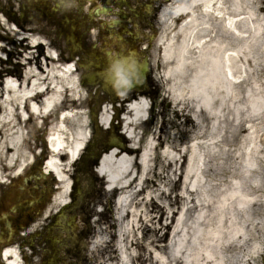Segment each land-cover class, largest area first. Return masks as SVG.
I'll return each instance as SVG.
<instances>
[{
	"label": "bare ground",
	"instance_id": "1",
	"mask_svg": "<svg viewBox=\"0 0 264 264\" xmlns=\"http://www.w3.org/2000/svg\"><path fill=\"white\" fill-rule=\"evenodd\" d=\"M164 18L170 34L160 43L163 71L155 83L162 101L188 117L183 133L192 141L182 146L176 138L159 137L155 145L151 138L139 154L135 126L147 115L146 93L114 108L125 113L122 132L130 142L125 146L113 133L119 145L98 167L106 190L121 192L115 245L102 259L106 264H252L262 254L264 234V0H174ZM9 27L0 21V30ZM8 36L15 46L17 39L21 44L28 39L19 32ZM31 37L33 48L44 45L37 35ZM5 49L0 41V64ZM22 58L26 63L18 71L24 69V75L0 71V179L13 169L17 177L31 160L22 133L26 117L49 122L59 110L73 109L59 130L52 128L50 142L57 152L49 167L61 183L57 201L64 204L67 162L85 145L89 128L82 90L71 65L55 60L50 47L42 57L28 52ZM50 85L60 88L52 91ZM109 115L105 108L99 118L103 127L109 126ZM146 184L151 185L145 189ZM158 184H173V193L182 184L181 194L169 201L168 216L154 202L165 195ZM146 191L148 196L137 200ZM166 216L168 223L155 230L145 254L134 255L137 231Z\"/></svg>",
	"mask_w": 264,
	"mask_h": 264
},
{
	"label": "flooded vegetation",
	"instance_id": "2",
	"mask_svg": "<svg viewBox=\"0 0 264 264\" xmlns=\"http://www.w3.org/2000/svg\"><path fill=\"white\" fill-rule=\"evenodd\" d=\"M172 1L92 0L88 21L103 32L102 43H112L113 54L134 60L138 68L147 64L150 75L162 15ZM104 147L87 149L88 157L80 167L85 181ZM6 187L0 190V264H94L88 252L94 231L87 219L78 217L73 223L71 216L56 209L54 184L37 178L33 183Z\"/></svg>",
	"mask_w": 264,
	"mask_h": 264
},
{
	"label": "rangeland",
	"instance_id": "3",
	"mask_svg": "<svg viewBox=\"0 0 264 264\" xmlns=\"http://www.w3.org/2000/svg\"><path fill=\"white\" fill-rule=\"evenodd\" d=\"M250 1H252V0H249V2ZM254 1H258V0H254ZM9 2H11V4H13V7L11 8L12 10L17 11L19 9V7H18L19 4L17 6L16 0H1V4L5 8L9 7ZM75 14L77 17L79 15V12H76ZM56 17H59L61 19L60 26L62 27V29L65 32L69 33L75 29L79 30V31L81 30V26L78 22H77V25H73V23H69L71 20L66 17L65 12L59 13L58 15H56ZM16 27L10 26L8 28V31H6V30L4 31L2 29L0 30V33H2L0 36V41L2 42V44H4L6 46L5 51L2 53L3 57L6 58L5 60L7 61L8 58H10L13 65L16 66V65L26 61V60H23L21 55H26V53H28V52H32V56H34V57H37V56L42 57V52H40V49L38 50V49H35L32 46H30L33 42V38L31 37V35H34V34L36 35L39 33V31H42V33H44V34H48V33H51V31H49V29H46L45 31H43L41 28L35 27L33 25L24 26L26 36L28 37V39L26 41H24L22 44H21L22 40L17 39L16 40L17 45L15 46L10 41V39H9L10 37L8 36V32H10V34H14V33H18V32L23 33V32H21L22 31L21 29H19L17 27V29H18L17 30ZM12 28L14 30L16 29V32L15 31L12 32ZM169 34H170L169 30L164 28L162 30V34L160 35V39H162L161 42L163 41V43H165V40L168 39ZM51 37L53 38L54 34H51ZM44 39H46L45 36H42V41ZM54 39H55V42L59 43L57 45H60V47H63L62 46L63 39L59 40L57 36L54 37ZM90 42L91 43L93 42V37H92V39H90ZM49 44H51V43H49ZM20 47H22V48H20ZM47 49L48 48L45 47V50H41V51H43V53L44 52L47 53ZM55 51H57V50H55V48H54L53 53ZM161 51H162V46L158 44L156 47V52L153 55L154 73L152 75V79L154 81H156V77L157 76L159 77L161 74V71H163V68H160L158 66V64L161 62V58H160ZM66 59L68 61L69 58H66ZM72 64H74V63H72ZM21 72L23 75V69L21 70ZM74 76L78 79V82H79L78 84L80 85L79 87L82 90V101H83L84 107H85L84 110L86 112V120H87L88 125H89V128L87 130V134H89L90 137L91 136L93 137L95 133L93 130L91 114H92V110H94V108L99 106L98 105L99 100L97 98L98 91H96V89L93 87H90V88L89 87H83L81 84V75L80 74H77L75 72ZM153 88H154V90L152 92L153 93L152 94L153 109L151 111V117L148 120L147 125L144 126L143 128H140V126L137 125L138 126V129H137L138 137H140L142 134H144L146 132L144 134V137H146V139L156 138V140L154 141L155 144L158 143L157 139L159 137H161V139H163L164 141H168V140H170V138L171 139L176 138L178 141H183L182 146H187L192 141V138H190V135H186V133H183V128L189 127V125H190V123L188 122V117L183 118L181 112L173 111L172 105L170 104V102H168V101L163 102L162 99L158 97L159 93L156 95V85H154ZM162 88H164V87H162ZM161 91H162V89H161ZM105 101H107V100H105ZM106 105H108V109L113 114V107L110 104H106ZM100 106H101V103H100ZM97 111L99 112V108H97ZM124 114L125 113L122 112L123 116H124ZM119 124H120V122L117 121L116 125H119ZM144 139L141 141L142 147L144 146L145 141H146V140L144 141ZM157 154H158V152H157ZM71 164L68 163L67 167L70 166L68 169H70V172H73L75 167H71L72 166ZM152 165H153V167L156 166V157L154 158V162ZM74 174L76 175V173H74ZM94 184H97V185L94 187L93 193L95 194V193L100 192L99 195H101V192L104 191V188L98 182L94 183ZM150 185L151 184H146L145 189H146V187H150ZM158 185L162 188V192L165 193V195L156 198V200L154 199V202L161 209H165L166 212L168 211L167 212V216H168V213L171 212L169 201H172V200L174 201L176 194H181L182 184H179V186L177 187V190L174 193H173V184H170V185L169 184L168 185L167 184H158ZM201 189H202V187H201ZM103 193L104 192H102V194ZM147 193H148V191H146V193H141L140 195H138L137 200H141L143 198H146L148 196ZM103 195L105 197V201L110 200L112 198V196L107 195L106 193ZM153 198H154V196H153ZM100 199H101V201L103 200V198L101 196H100ZM107 205H108V203H107ZM115 205H116V201H115V204L113 203V207H112L113 208V216L111 214L107 215L105 217L104 223L100 224L101 226L96 227L98 237L96 238L94 246L92 244V250H94V252H98V255L100 254V256H97L99 263H96V264H105L106 262L103 261L102 257H104L105 259H108L111 256L110 253L113 249L112 242L114 241V237H115L114 231H115V234H117V232H118L117 228L115 230L112 228V226H114V223H115L114 217L116 216V213L118 212ZM143 207H142V209H143ZM151 209L152 208H151L150 204L148 203L146 210L151 211ZM173 209H175V207H173ZM167 216L164 217V219L162 221H159L158 223H156V221H154V223L151 222V223H149V225H147L146 228L143 227L142 230L137 231V237H138L137 249L138 250L135 251L136 253H134V255L137 254L139 257L140 255L145 254L144 247H147L148 243L154 239V236L156 233L155 230L159 229L162 225H165L166 223H168V220H166ZM169 216H170V214H169ZM106 218H107V221H106ZM261 223H262L263 228H264V213L262 214ZM149 232H151V234H149ZM94 240H95V236H94ZM262 241L261 242H262V245L264 248V234H262ZM261 255L264 256V251H262ZM248 259L252 260L253 258L248 257ZM262 259L263 258L260 257V258L256 259L255 261H251V263L252 264H262Z\"/></svg>",
	"mask_w": 264,
	"mask_h": 264
},
{
	"label": "clouds",
	"instance_id": "4",
	"mask_svg": "<svg viewBox=\"0 0 264 264\" xmlns=\"http://www.w3.org/2000/svg\"><path fill=\"white\" fill-rule=\"evenodd\" d=\"M108 71L114 77L113 87L119 94L122 90L130 88L134 82L135 76L138 73V68L134 60L125 62L113 63Z\"/></svg>",
	"mask_w": 264,
	"mask_h": 264
}]
</instances>
